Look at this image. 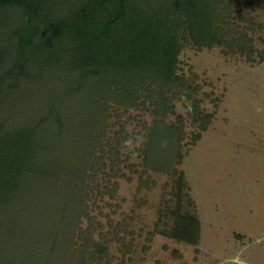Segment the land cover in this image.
Returning a JSON list of instances; mask_svg holds the SVG:
<instances>
[{"label":"trees","instance_id":"obj_1","mask_svg":"<svg viewBox=\"0 0 264 264\" xmlns=\"http://www.w3.org/2000/svg\"><path fill=\"white\" fill-rule=\"evenodd\" d=\"M237 2L0 0V264L112 261L108 236L96 239L94 220L81 226L91 218L88 199L104 147L120 155L124 130L107 136L111 102L152 100L155 118L141 155L173 177L164 198L176 215L171 234L199 242L198 216L182 213L183 116L165 119L174 112L170 100L191 98L185 91L194 78L177 73L185 46L256 51L253 36L235 22ZM189 114L206 129L209 115L198 102Z\"/></svg>","mask_w":264,"mask_h":264},{"label":"rangeland","instance_id":"obj_2","mask_svg":"<svg viewBox=\"0 0 264 264\" xmlns=\"http://www.w3.org/2000/svg\"><path fill=\"white\" fill-rule=\"evenodd\" d=\"M241 2L235 22L253 36L256 51L249 56L240 50L227 53L218 45L185 46L177 73L194 78L193 92L185 91L191 94L186 101L170 100L174 112L165 119L178 123L177 116H183L179 168L188 195L181 205L182 213L198 216V243L171 234L176 215L167 211L164 198L173 177L149 167L141 155L144 145L136 146L137 137L146 139L153 125L152 100L137 106L110 103L107 136L124 130L120 155L104 147L105 165L88 199L91 218L81 220L85 229L94 220L97 240L108 236L109 264H230L237 256L246 264H264V0ZM196 102L209 115L204 130L189 114ZM196 132L201 134L197 140Z\"/></svg>","mask_w":264,"mask_h":264},{"label":"clouds","instance_id":"obj_3","mask_svg":"<svg viewBox=\"0 0 264 264\" xmlns=\"http://www.w3.org/2000/svg\"><path fill=\"white\" fill-rule=\"evenodd\" d=\"M261 109H257V111H260ZM142 137H137V143H136V146L138 147L140 142H142ZM124 144L127 146V147H132L133 146V142L132 140H125L124 141ZM230 264H246V262L244 260H242L240 257H234Z\"/></svg>","mask_w":264,"mask_h":264}]
</instances>
